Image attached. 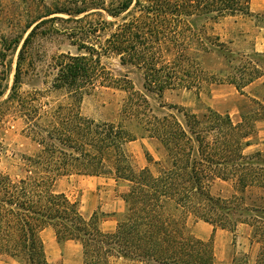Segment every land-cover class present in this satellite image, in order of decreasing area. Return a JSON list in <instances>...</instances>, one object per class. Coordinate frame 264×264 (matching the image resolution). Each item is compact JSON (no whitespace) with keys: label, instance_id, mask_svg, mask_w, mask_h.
Listing matches in <instances>:
<instances>
[{"label":"trees","instance_id":"1","mask_svg":"<svg viewBox=\"0 0 264 264\" xmlns=\"http://www.w3.org/2000/svg\"><path fill=\"white\" fill-rule=\"evenodd\" d=\"M250 3L0 0V118L19 117L38 145L34 154L22 156L19 174L0 171L1 256L50 264L41 233L52 228L58 242L81 246V264H112L117 258L138 264H216L212 240H201L189 229L194 219L230 232L248 224L259 244L255 264H264V151L247 152L256 122L264 119V99H253L255 107L238 122L210 107L195 113L162 100L167 90H199L210 83L233 85L242 94L264 77V53L234 51L214 31L228 17L263 21ZM55 21L66 24L75 52L52 57L54 75L46 90L22 93L28 49L41 28ZM15 53L12 84L2 99ZM110 56L120 67L140 71L142 91L133 89L127 71L114 73L106 66L103 59ZM208 61L217 68L207 70ZM97 85L127 92L117 123L81 113L83 96ZM51 92H63L66 99L51 103L46 97ZM139 138L156 140L163 158L155 160L145 151L147 165L137 167L126 146ZM71 175L108 176L126 184L125 211L115 231L101 230L98 212L85 217L77 201L56 190L58 181ZM219 183L231 185L229 197L211 192ZM248 191L256 192L255 200L248 201ZM230 264L248 260L234 258Z\"/></svg>","mask_w":264,"mask_h":264},{"label":"rangeland","instance_id":"2","mask_svg":"<svg viewBox=\"0 0 264 264\" xmlns=\"http://www.w3.org/2000/svg\"><path fill=\"white\" fill-rule=\"evenodd\" d=\"M46 1L51 2L52 0ZM250 7L253 13L264 16V0H251ZM54 16L67 17L64 14ZM53 25L50 27L51 25L47 24L42 27L41 34L35 38L28 49L26 60L22 66L24 78L20 90L22 93L33 89L46 90L54 75L51 66L52 57L60 52H75V47L70 45V39L64 33L66 24L55 21ZM54 28L57 31H54ZM214 31L234 51L251 53L254 50L264 53V20L259 21L255 17L247 16L228 17L215 24ZM16 57L17 53L12 56V72L8 78V89L2 99L6 98L12 84ZM103 62L114 73L127 71L133 89L142 91L143 79L140 71L133 67H120L118 59L113 56L104 58ZM203 66L207 70L213 71L218 65L208 61L204 62ZM263 80L264 77L250 84L244 88L242 94L233 85L210 83L199 90L187 88L167 90L163 93L162 100L166 106L175 105L195 113H201L205 111L206 107H210L220 113L229 114L234 122H238L241 120V114L255 107L253 99L263 102L264 86L261 84ZM46 97L51 103L55 100L64 101L66 99L63 92H51ZM126 97L127 92L122 88L97 85L89 94L83 96L80 110L84 116L96 122L117 123L121 118L120 111ZM150 101L157 106V101L153 97H150ZM163 110L171 111L166 107ZM253 142H264V119L256 122ZM37 149L38 145L27 136L25 125L19 117L8 114L0 118V171L8 172L11 175L19 174L22 156L34 154ZM256 150L264 151V146L254 145L248 148L247 152ZM127 151L138 167L146 164L145 151L149 152L156 160L163 158V150L159 143L147 138H139L130 143ZM98 180L99 183L95 182L93 177L71 175L59 180L56 190L64 192L71 200L77 201L87 217L92 212L98 211L100 221L103 222L112 217L110 214L113 207L123 208V202L121 200L119 202L117 199L120 193L126 190V187L123 184L116 185L108 176ZM101 191L103 195H101ZM211 192L214 195L229 197L232 189L229 183H219L212 187ZM100 196L102 197L100 198ZM247 196L250 198L248 201H253L256 198V192L248 191ZM113 199L117 203H113ZM256 202L260 203L257 200ZM210 228V225L202 221L194 224L193 227L195 233L204 237H207ZM251 231L252 229L248 224H239L235 232L218 228L216 236L212 238L215 262L217 264H230L234 258L242 257L248 260V264H255L259 244L252 240ZM41 238L46 245L45 250L49 263L63 264V259L60 257V245L56 244L52 228L45 229L41 233ZM68 253L66 260L69 262L66 261L65 264H80L81 253L78 245L72 244ZM116 264L135 263L119 260Z\"/></svg>","mask_w":264,"mask_h":264},{"label":"crops","instance_id":"3","mask_svg":"<svg viewBox=\"0 0 264 264\" xmlns=\"http://www.w3.org/2000/svg\"><path fill=\"white\" fill-rule=\"evenodd\" d=\"M264 81V80H263ZM262 81V82H263ZM254 83V82H253ZM252 83V84H253ZM141 139H143V138H141ZM147 139H149V138H147ZM151 140H154V139H151ZM136 140H134V141H131V142H129L128 144H127V146H126V149H127V147H128V145L130 144V143H132V142H135ZM259 146V145H263L264 146V142H254L253 143V145H251L250 147H253V146ZM249 147V148H250ZM129 153V152H128ZM145 160H146V157H145ZM156 160V159H155ZM161 160V159H160ZM133 161H134V159H133ZM135 163V162H134ZM136 165V164H135ZM147 165V161H146V164L145 165H143V166H141V167H144V166H146ZM137 166V165H136ZM138 167V166H137ZM140 167V168H141ZM75 176H77V175H75ZM79 176V175H78ZM81 176V175H80ZM89 177H93L94 179H95V182H98L99 183V180L98 179H100L101 177L102 178H106L107 176H89ZM115 183H116V185H120V184H123L125 187H126V184L124 183V182H119V181H116L115 179H113L112 177H110ZM127 188V187H126ZM124 192V191H123ZM122 192V193H123ZM122 193H120V195L118 196V199H117V201L119 200V202H120V200L123 202V208L122 209H120V207L118 208V207H116V208H112L113 210H112V213L110 214L112 217L110 218V219H108V220H106V221H103V222H99V227H100V229L101 230H103V231H105V232H113V231H115L116 229H117V226H118V224H119V221L123 218V214H124V211H125V203H124V201H123V199H122V197H121V194ZM101 195H103V192L101 191ZM102 196H100V198H101ZM116 198V197H115ZM113 201V203L115 202V199H113L112 200ZM115 203H117V202H115ZM96 204H97V201H96ZM95 207H97L96 205H95ZM80 209H81V207H80ZM96 209V208H95ZM81 212H82V210H81ZM95 212V211H94ZM94 212H92L88 217H90ZM96 212H98V211H96ZM82 214L85 216V217H87L83 212H82ZM121 216V217H120ZM87 217V218H88ZM120 217V218H119ZM199 221H201V220H194V219H190L189 220V222H188V226H189V229H190V231H191V233L194 235V236H196L197 238H199V239H201V240H208V239H211L212 240V238L213 237H215L216 236V233H217V231H218V229H215V230H213V227L210 225V224H208V223H206V222H204V221H202V222H204V223H206V224H208V225H210L211 226V228H210V231H209V234L207 235V237H204L203 235H199V234H197V233H195V230L193 229V227H194V224H198L199 223ZM196 227V226H195ZM56 238V237H55ZM213 242V241H212ZM56 244L60 247V257L63 259V264H65L66 263V261L67 262H69L68 260H66V259H68V252H69V248L71 247V245L73 244V245H78L79 246V248H80V253H81V262H80V264L82 263V252H81V246L77 243V242H74V241H71V240H68V241H63V242H58L57 241V239H56ZM46 248V245H45V243H44V249ZM45 253H46V250H45ZM47 256V255H46ZM47 259H48V257H47ZM214 259H215V254H214ZM119 260H124V261H128V262H131V263H135V264H138V263H136V262H134V261H130V260H126V259H123V258H117V259H115V260H113V262H112V264H116V262L117 261H119ZM49 261V260H48ZM0 264H21L20 262H18V261H16V260H14V259H11V258H8V257H5V256H1L0 255ZM217 264V263H216Z\"/></svg>","mask_w":264,"mask_h":264}]
</instances>
